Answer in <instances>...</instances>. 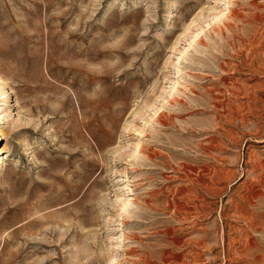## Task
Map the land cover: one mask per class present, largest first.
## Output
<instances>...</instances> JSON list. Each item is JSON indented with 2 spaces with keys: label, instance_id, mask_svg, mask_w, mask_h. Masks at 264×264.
Segmentation results:
<instances>
[{
  "label": "rangeland",
  "instance_id": "374dc122",
  "mask_svg": "<svg viewBox=\"0 0 264 264\" xmlns=\"http://www.w3.org/2000/svg\"><path fill=\"white\" fill-rule=\"evenodd\" d=\"M250 1L0 0V264H264Z\"/></svg>",
  "mask_w": 264,
  "mask_h": 264
},
{
  "label": "bare ground",
  "instance_id": "6f19581e",
  "mask_svg": "<svg viewBox=\"0 0 264 264\" xmlns=\"http://www.w3.org/2000/svg\"><path fill=\"white\" fill-rule=\"evenodd\" d=\"M249 5L250 6H253L254 8H260V7H263L264 5H262V4H258V2H255L254 0H251L250 2H249ZM247 7V6H246ZM231 8V7H230ZM229 7H228V9H227V11L225 12V13H222V12H219V13H217V15H216V17L214 18V19H218V18H225L226 16H227V14L230 12V15H231V17H233V18H239L240 17V14L241 13H239V12H236L235 10H233V8L232 9H230ZM248 8V7H247ZM250 8V7H249ZM252 9V8H251ZM256 10V9H255ZM243 14V13H242ZM229 16V15H228ZM227 18V17H226ZM230 18V17H229ZM245 18H246V21H248V23L249 22H251V19H258L257 18V15H253V16H251V14L250 13H246V15H245ZM262 18V17H261ZM228 19V18H227ZM253 19V20H254ZM252 20V21H253ZM220 21V20H219ZM216 22V21H215ZM243 22V21H242ZM247 23V22H246ZM258 23V22H257ZM245 24V23H244ZM224 25L226 26V28H228L229 26H232V24H228V23H224ZM232 28V27H231ZM230 28V29H231ZM214 29V28H213ZM219 29V28H218ZM223 29V28H222ZM221 29V30H222ZM251 30V29H250ZM222 32H224V31H222ZM250 33V32H249ZM253 33V32H252ZM234 40V39H233ZM252 40V39H251ZM250 41V40H249ZM200 42V41H199ZM202 42V41H201ZM251 42V41H250ZM180 70V69H179ZM179 72V71H178ZM181 72V71H180ZM177 73V72H176ZM181 75V74H180ZM92 79V78H91ZM1 80V79H0ZM178 84V81L177 82H175V84ZM3 82L2 81H0V93H4L5 92V94H6V91H4V87H3ZM173 88V87H172ZM6 89V88H5ZM176 89V88H175ZM172 92V91H171ZM4 94V95H5ZM172 96V95H171ZM174 98V97H173ZM205 100V99H204ZM208 100V99H207ZM168 101V100H167ZM171 102V101H170ZM206 102V101H205ZM208 105V104H207ZM215 106V104L213 103V107ZM221 111V110H220ZM163 110H161L160 112H158L156 115H155V118L153 119L155 122H159V120H160V118H161V116H163ZM224 114V113H223ZM222 115V114H221ZM214 119H216V123L218 124V125H220V126H222V129L219 131L218 129H215L214 130V134H212V135H208V138L209 139H207V140H209L208 142V144L212 147V148H216V149H218L217 151L219 152V153H223V152H226L227 151V149H225L223 146H221L220 144H218L216 141V139L217 138H219V139H221V141H222V143H224L225 145H229L230 143H229V141H228V139H230V137L228 138V135H227V131H229V129H227V128H224L225 126H223V124L220 122V119L219 118H214ZM222 120V119H221ZM164 124V123H163ZM216 124V125H217ZM225 125V124H224ZM142 132V131H141ZM211 132V131H210ZM209 132V133H210ZM211 133H213V132H211ZM205 134H206V132H205ZM215 149V150H216ZM1 163H3V162H1ZM212 173V172H211ZM210 173V174H211ZM202 174V173H201ZM213 174V173H212ZM214 174H216V173H214ZM216 177V176H215ZM200 178V177H199ZM210 178H212V177H210ZM213 178H214V175H213ZM195 179V178H194ZM191 180V179H190ZM212 180V179H211ZM200 182V186H202L204 189H206V188H209V186L210 185H208L206 182H204L203 180H198V183ZM213 183V182H212ZM70 196V193H68L67 195H66V197H69ZM82 200V198L81 199H78V201H81ZM131 202H130V200H128L127 201V203H125L123 206L125 207L127 204H130ZM116 262V261H115Z\"/></svg>",
  "mask_w": 264,
  "mask_h": 264
}]
</instances>
